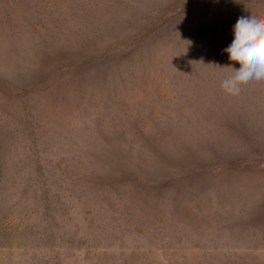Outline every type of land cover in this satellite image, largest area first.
<instances>
[{
  "label": "rangeland",
  "instance_id": "374dc122",
  "mask_svg": "<svg viewBox=\"0 0 264 264\" xmlns=\"http://www.w3.org/2000/svg\"><path fill=\"white\" fill-rule=\"evenodd\" d=\"M264 0H0V264H264V81L221 82Z\"/></svg>",
  "mask_w": 264,
  "mask_h": 264
},
{
  "label": "clouds",
  "instance_id": "9594fccd",
  "mask_svg": "<svg viewBox=\"0 0 264 264\" xmlns=\"http://www.w3.org/2000/svg\"><path fill=\"white\" fill-rule=\"evenodd\" d=\"M224 51L231 61L240 64L239 69L227 67L234 74L221 82L226 93L237 95L241 85L264 81V15L251 12L239 17L234 26V40Z\"/></svg>",
  "mask_w": 264,
  "mask_h": 264
}]
</instances>
